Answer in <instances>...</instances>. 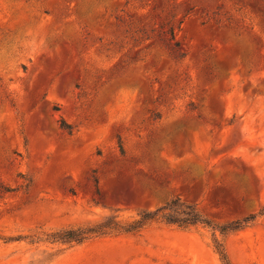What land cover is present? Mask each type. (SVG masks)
Listing matches in <instances>:
<instances>
[{
	"label": "rangeland",
	"instance_id": "rangeland-1",
	"mask_svg": "<svg viewBox=\"0 0 264 264\" xmlns=\"http://www.w3.org/2000/svg\"><path fill=\"white\" fill-rule=\"evenodd\" d=\"M263 210L264 0H0V264H264Z\"/></svg>",
	"mask_w": 264,
	"mask_h": 264
},
{
	"label": "trees",
	"instance_id": "trees-1",
	"mask_svg": "<svg viewBox=\"0 0 264 264\" xmlns=\"http://www.w3.org/2000/svg\"><path fill=\"white\" fill-rule=\"evenodd\" d=\"M55 110H59L58 107ZM60 129L69 135H72V128L63 120L60 123ZM264 211V210H263ZM256 215H249L243 219L232 221L226 225L217 226V230L224 236L236 233L248 227L256 219ZM163 220L167 224L176 225L183 229H188L198 225L211 227L212 223L204 218L197 209L196 205L183 203L181 199H172L164 207L154 212H143L139 219L127 224H114L110 221L102 222L93 226L70 228L58 234L52 235L53 242L65 244H82L94 236H103L108 234H137L148 225L158 220ZM216 251L220 256L222 264H231L224 246L216 241Z\"/></svg>",
	"mask_w": 264,
	"mask_h": 264
}]
</instances>
